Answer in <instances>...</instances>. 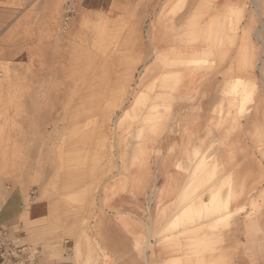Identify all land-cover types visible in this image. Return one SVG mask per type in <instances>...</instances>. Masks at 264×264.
Wrapping results in <instances>:
<instances>
[{
  "label": "rangeland",
  "instance_id": "obj_1",
  "mask_svg": "<svg viewBox=\"0 0 264 264\" xmlns=\"http://www.w3.org/2000/svg\"><path fill=\"white\" fill-rule=\"evenodd\" d=\"M253 1L0 2V202L49 264H264Z\"/></svg>",
  "mask_w": 264,
  "mask_h": 264
},
{
  "label": "crops",
  "instance_id": "obj_2",
  "mask_svg": "<svg viewBox=\"0 0 264 264\" xmlns=\"http://www.w3.org/2000/svg\"><path fill=\"white\" fill-rule=\"evenodd\" d=\"M229 5L230 1H227L226 6ZM185 23V27L190 29L188 27L192 26L191 18H188ZM187 31L190 35L193 34L191 31ZM2 39L3 37H0V42ZM4 54L11 57L9 49L7 51H1L0 49V60L5 58L3 57ZM43 218L45 217H31L30 212L24 211L22 208V196L19 194L11 193L0 203V225L7 230L10 239L19 246H25L31 256L40 264H49V247L38 238V232L42 229ZM63 264H75V262L74 260L66 261Z\"/></svg>",
  "mask_w": 264,
  "mask_h": 264
},
{
  "label": "built area",
  "instance_id": "obj_3",
  "mask_svg": "<svg viewBox=\"0 0 264 264\" xmlns=\"http://www.w3.org/2000/svg\"><path fill=\"white\" fill-rule=\"evenodd\" d=\"M0 264H40L25 246L14 243L0 225Z\"/></svg>",
  "mask_w": 264,
  "mask_h": 264
},
{
  "label": "bare ground",
  "instance_id": "obj_4",
  "mask_svg": "<svg viewBox=\"0 0 264 264\" xmlns=\"http://www.w3.org/2000/svg\"><path fill=\"white\" fill-rule=\"evenodd\" d=\"M241 2H242V1H241ZM257 4H258L257 0H254V1H253V6H254L256 12H258V14H259V10H258V5H257ZM254 34H255V33H254ZM258 38H259V37H258ZM64 76H65V75H64ZM66 80H68V78H67ZM238 84H239V83H238ZM238 90H239V89H238ZM248 95H249V94H248ZM234 96H235V95H234ZM231 106H232V105H231ZM228 110H229V109H228ZM206 159H207V158H202V164H207V163H206ZM211 200H212V198H211ZM0 203H1V202H0ZM200 203H201V204H204V203H205L204 199H201V200H200ZM204 208H205V209L208 208V206L206 205V203H205Z\"/></svg>",
  "mask_w": 264,
  "mask_h": 264
}]
</instances>
